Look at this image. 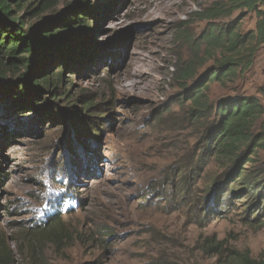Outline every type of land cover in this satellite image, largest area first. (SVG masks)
Returning <instances> with one entry per match:
<instances>
[{"label": "rangeland", "instance_id": "1", "mask_svg": "<svg viewBox=\"0 0 264 264\" xmlns=\"http://www.w3.org/2000/svg\"><path fill=\"white\" fill-rule=\"evenodd\" d=\"M40 1L20 12L30 24L85 6L55 0L31 14ZM214 1L88 0L98 13L84 16L94 32L83 46L94 57L68 61L63 85L44 89L39 107L0 108V264H216L207 238L259 256L264 216L251 222L255 211L216 158L198 160L220 100L264 102V44L251 67L208 85L207 118L192 116L174 75L202 55L209 21L197 12ZM256 19L235 10L216 22L247 34ZM214 67L207 61L194 82ZM253 157L246 168H264V148Z\"/></svg>", "mask_w": 264, "mask_h": 264}, {"label": "trees", "instance_id": "2", "mask_svg": "<svg viewBox=\"0 0 264 264\" xmlns=\"http://www.w3.org/2000/svg\"><path fill=\"white\" fill-rule=\"evenodd\" d=\"M26 1L0 0V94L4 99L1 102L8 103L0 105L2 110L39 107L44 89H58L63 85L62 69L72 68L68 61L78 64L95 55L94 48L83 46L94 32L90 20L84 16L96 17L98 13L90 8L88 0L80 1L85 4L83 10L80 6L69 7L35 24L28 22L27 14L20 15ZM54 1L41 0L31 9V14L47 10ZM30 5L27 7L31 8ZM235 10L255 12V30L242 34L235 21L217 24V20L231 17ZM197 15L209 21L208 29L198 39L205 49L202 55L196 53V58L178 67L174 75L184 90L182 101L190 102L192 116L199 120L209 117L212 111L206 94L208 85L214 81L227 82L239 69L251 67L257 50L264 44V0H217ZM209 60H213L215 67L194 82L199 68ZM261 91L264 100V88ZM61 95L56 92L54 98ZM214 116L212 126L204 135L206 144L198 161L204 163L207 158H216L225 167V184L229 180L234 182L233 187L238 186L237 191L247 197L250 215L255 211L251 222H260L264 216V168L254 171L246 165L264 148V127L253 131L254 124L264 116V102L253 96L220 100ZM4 181L5 175L0 174V183ZM60 217H52L43 228L60 222ZM262 226L264 222L258 227ZM204 248L214 249L213 253L219 255L216 264H264V249L258 257H253L250 250H233L225 247L224 241L215 242L213 238L206 239Z\"/></svg>", "mask_w": 264, "mask_h": 264}]
</instances>
